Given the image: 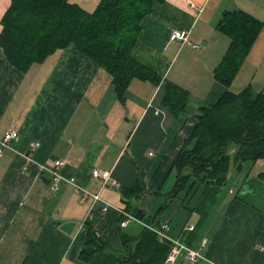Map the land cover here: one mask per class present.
<instances>
[{"label": "crops", "instance_id": "0c3cea01", "mask_svg": "<svg viewBox=\"0 0 264 264\" xmlns=\"http://www.w3.org/2000/svg\"><path fill=\"white\" fill-rule=\"evenodd\" d=\"M66 1L90 11L100 0ZM9 3L0 0V19ZM238 9L262 26L231 87L249 84L264 94V0L152 1L130 55L160 81L133 78L121 96L111 75L72 44L26 71L0 47V137L17 131L0 154V264H83L88 229L120 254L121 210L143 216L121 228L130 235L143 222H166L168 234L188 248L206 241L197 262L181 253L174 264H264V158L232 163L222 184L168 196L198 106L224 90L213 69L229 38L216 23L223 11ZM173 30H185L186 39H170ZM166 79L187 90L185 108L171 112L164 104ZM56 159L63 179L52 190L51 174L39 166ZM92 168L109 171L117 185L93 177ZM138 177L143 189L124 193ZM68 178L99 199L83 196Z\"/></svg>", "mask_w": 264, "mask_h": 264}, {"label": "trees", "instance_id": "16d2710c", "mask_svg": "<svg viewBox=\"0 0 264 264\" xmlns=\"http://www.w3.org/2000/svg\"><path fill=\"white\" fill-rule=\"evenodd\" d=\"M152 1L100 0L89 11L66 0H10L0 19V47L11 65L26 71L32 63L72 44L111 75L121 96L133 78L160 81L155 72L130 55L140 20L150 11ZM261 26L260 20L241 9L223 11L218 19L216 28L229 38V44L213 69V77L224 90L213 103L198 106L196 124L174 159L176 178L169 198L195 188L194 184H222L232 163L239 166L242 161L264 158V94L249 84L237 91L231 87ZM164 89L163 102L169 111L186 107V89L167 79ZM232 144L236 147L230 153ZM259 176L264 178V172ZM142 189L138 177L124 193L138 194ZM138 216L143 218L141 213ZM151 219L153 216L146 217ZM118 233L123 247L120 254L88 229L80 261L163 264L169 244L159 242L154 232L142 227L135 235L121 228Z\"/></svg>", "mask_w": 264, "mask_h": 264}, {"label": "built area", "instance_id": "2783aa9c", "mask_svg": "<svg viewBox=\"0 0 264 264\" xmlns=\"http://www.w3.org/2000/svg\"><path fill=\"white\" fill-rule=\"evenodd\" d=\"M187 37V32L185 30H173L169 38L170 39H179L184 40ZM197 46V45H194ZM17 137V131L10 129L4 132L3 136L0 137V154L2 152V148L4 146H8L9 142ZM38 146L37 141H33L30 143V149H35ZM62 160L56 159L51 162L49 165H40V170H48L51 174V189L56 190L58 188L59 182L63 179L62 175L60 174L59 167L62 166ZM91 175L95 178H102L103 180H109L111 184L117 185L116 181L110 177V172L107 170H99L98 168H92ZM66 181L72 183L76 191L83 192V196L85 195H92L94 199H99L97 193H89L87 190L82 188L79 184H77L73 178L65 179ZM82 200V199H81ZM108 205V204H107ZM121 219L118 221V228H123L130 220H139L138 217L130 212L121 210L120 212ZM143 226L152 232H154L159 240V242H167L169 244V250L167 256L163 262V264H174L177 256L183 253L184 258L188 261L195 263L200 258H202V252L200 249L205 244V240L201 242V245L197 249H191L186 247L184 244L179 242L174 237L168 234L169 225L166 222H162L157 225H153L150 222H143ZM194 227L193 224H187L188 229H192Z\"/></svg>", "mask_w": 264, "mask_h": 264}, {"label": "rangeland", "instance_id": "374dc122", "mask_svg": "<svg viewBox=\"0 0 264 264\" xmlns=\"http://www.w3.org/2000/svg\"><path fill=\"white\" fill-rule=\"evenodd\" d=\"M133 48V47H132ZM132 48H131V50H132ZM131 50H130V52H131ZM90 59V58H89ZM90 60H92V59H90ZM137 216V215H136ZM138 217V216H137ZM123 231H125L124 229H123ZM117 253V252H116Z\"/></svg>", "mask_w": 264, "mask_h": 264}, {"label": "water", "instance_id": "95a60500", "mask_svg": "<svg viewBox=\"0 0 264 264\" xmlns=\"http://www.w3.org/2000/svg\"><path fill=\"white\" fill-rule=\"evenodd\" d=\"M213 181H211V183H212Z\"/></svg>", "mask_w": 264, "mask_h": 264}]
</instances>
